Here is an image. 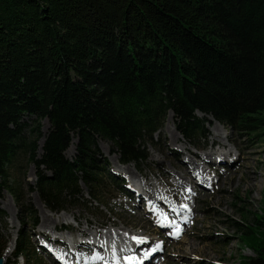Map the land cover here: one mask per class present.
Instances as JSON below:
<instances>
[{"label":"trees","instance_id":"16d2710c","mask_svg":"<svg viewBox=\"0 0 264 264\" xmlns=\"http://www.w3.org/2000/svg\"><path fill=\"white\" fill-rule=\"evenodd\" d=\"M169 113L193 144L209 118L264 129V0H0V197L27 212L11 177L26 158L30 191L61 212L81 184L102 188L100 139L137 164ZM262 205L230 224L254 253L240 264H264ZM31 251L20 231L14 263L41 264Z\"/></svg>","mask_w":264,"mask_h":264},{"label":"rangeland","instance_id":"374dc122","mask_svg":"<svg viewBox=\"0 0 264 264\" xmlns=\"http://www.w3.org/2000/svg\"><path fill=\"white\" fill-rule=\"evenodd\" d=\"M214 121L209 118L204 123L205 135L195 141L196 144H193L191 140L183 138L175 129L172 115L169 113L162 126L153 135L152 141L144 145L145 159L137 164L120 163L119 155L112 148L111 143L100 139L98 150H96L98 155L95 159L98 160L101 170L99 172L103 175L105 183L102 180V188L95 186V189L90 191L91 197L87 187L81 184L82 196L66 199L65 209L61 212L51 211L41 202L35 191H30V187H33L36 182V168L33 163L28 164L26 158H23L19 171L17 173L11 171V177L17 183L19 198L22 199L21 203H24L27 212L20 210L19 205L15 203L8 192L5 191L0 197V207L6 213L5 219L0 222V230L5 240L4 245H0V257L6 247L11 248V245L14 244L15 248V239L22 231L29 239V246L32 249L29 256L40 261L41 264H55L54 260L46 256L47 253L42 252L40 246L43 239L44 241L46 239V235L42 236V231L49 234L53 232L51 229H42L39 226V223L43 222L42 208L48 215L55 217V224L77 226L76 231L73 232L76 242L81 240V236H84L79 234V229L85 227L88 233L97 232L98 228L114 229L115 227H111V222L118 227L125 228L126 232H142L140 235L143 239L149 237L148 240H150L153 237L155 239L152 245L159 244V247L156 246V250L160 252L154 258L155 264H240L244 257L254 256V253L241 243L238 233L230 224L232 221H241L243 218L240 213L242 212L253 220L254 213H258L259 209L263 207L264 129L261 128L257 133H239L224 125L227 131L222 130L218 139L225 142L226 147H231L232 150L216 160H212L209 164L202 163L197 157H204L206 150L214 149L217 152H227L224 151L226 148L217 145L218 142L211 144L210 130L214 126L220 127ZM40 129L42 133H46L48 122L43 120ZM172 134L177 141L170 140ZM42 142V140L38 142L37 153L39 154ZM75 144L76 139L74 138L64 151L66 157H74ZM183 147L188 148L189 152H185ZM224 160H228V163ZM160 162L163 163L162 169L158 168ZM185 162L197 163L205 171L202 173L201 179L199 175V180L194 178L197 176L196 174L190 175V179L185 180L184 185L187 186L189 194L182 199L180 197L181 189L174 188L176 182L181 180L179 171L174 168V164L182 165ZM166 172L173 174L174 177L167 178L165 182H157L156 179L162 178ZM110 173L114 176V180ZM145 176L152 181L157 191L147 190L143 196L148 194L153 199L157 198L158 192L162 193L161 199L157 198L160 205H149L153 209V214L146 213V208L140 204L143 209L142 207H133L136 197L131 194L130 187L139 186L140 188L142 184L146 185ZM199 181L203 182L198 183ZM192 183L194 187L191 188ZM166 191L179 196L177 199H180L181 202H177L175 205H183L189 208L188 211H191L188 217L186 213L183 214L188 222L187 230H182V222L177 223L175 218L168 217L170 214L163 205L170 202L171 197ZM129 194L133 199L129 197ZM141 199L143 198L141 197ZM176 207L171 206L173 210L171 213L175 211L176 214ZM29 208L35 210L37 223L33 221V210L28 212ZM159 211L169 218L168 225L163 230H160L161 226L166 224L162 222L164 218ZM60 213H64L65 216H59ZM73 214L79 215L77 222L72 220ZM85 219L92 221V225ZM85 222L90 227H87ZM177 228L180 229L179 238L175 233ZM67 235L69 236V232L59 234L60 237ZM46 244L50 246L49 242ZM141 247L140 251L143 252L152 246L146 242ZM14 248L10 249L7 261H5L7 264H15L12 255ZM17 264H27V262L19 257Z\"/></svg>","mask_w":264,"mask_h":264},{"label":"bare ground","instance_id":"6f19581e","mask_svg":"<svg viewBox=\"0 0 264 264\" xmlns=\"http://www.w3.org/2000/svg\"><path fill=\"white\" fill-rule=\"evenodd\" d=\"M214 120V119H213ZM216 124H218L220 128L218 126H214L211 130H210V137H211V144L213 145L214 142H218V146L219 147H223L227 152H217L214 149H210V150H206L204 151V157H197L200 161H202V163H206L209 164L212 162V160H216L217 158H219L221 155H225L226 153L230 152L232 150L231 147L227 148L225 142H222L221 140L219 141V136L222 133V130H224L225 132L227 131V128L222 125L221 123L217 122L216 120L214 121ZM217 128V129H215ZM165 139V138H163ZM228 139V138H226ZM170 140L172 142L177 141L176 137L174 136V134H172L170 136ZM185 152H189V149L186 147H183ZM188 149V150H187ZM185 161V160H184ZM226 163H228V160H224ZM188 164H190L188 167H186ZM185 165V166H183ZM174 168H176L179 171V175L181 177V180L176 182L174 188H179L181 189V195L180 197H182V199L187 196L189 194V190L187 188V186L184 185L185 180H189L190 179V175L192 174H196L197 176L194 177L196 179L199 180V175H200V179H201V175L202 173L205 171V169L203 167H201L199 164L197 163H190V162H185L184 164H178L175 165L174 164ZM163 167V163L160 162L158 164V168L162 169ZM137 168V167H136ZM173 168V169H174ZM174 177L173 174L166 172L165 175L162 178H157V182H165V180H167V178H171ZM145 181H146V185H143L139 188V186L137 185L138 183H136V185L138 187H134L132 186V188L130 187V191L131 194L135 195L136 197V203L133 204V207H140V205H142L144 208H146V213L149 214H153L152 208L149 205H160L158 203V199H161V192H158L156 194L157 198H151L150 196H148V194L145 196H143L144 193L147 192V190L149 191H157V189L154 187L152 181L147 178L145 176ZM195 182V180H194ZM197 182V181H196ZM203 181H199L198 183H202ZM135 185V186H136ZM184 185V186H183ZM193 183L191 184V188L194 187ZM192 191V190H191ZM166 193L171 197V201L168 203H165L163 205V207L165 208V210L170 214L168 215V217L170 218H175L177 223L182 222V230L185 231V229L187 230V220L185 219L186 216L188 217L191 214V211H188L189 208L185 207V206H181V205H175L179 200V202H181L180 199H177L179 196L176 194H170L166 191ZM131 194H129V197ZM141 197L143 199H141ZM133 199V197H132ZM186 199V198H185ZM190 199V198H189ZM187 200V199H186ZM140 204V205H139ZM141 206V207H142ZM162 206V205H161ZM171 206H177L176 207V214L175 211L174 213H171V211H173L171 209ZM140 207V208H141ZM142 207V209H143ZM42 208V207H41ZM192 209V208H191ZM160 215H162V217L164 218V221L162 220V222H164V224L166 225H162L160 230H163V228L165 226H167V220L169 219L166 215H163L161 212L159 211ZM186 213V216L184 217L183 214ZM65 216L64 213H60L59 216ZM42 216H43V222L40 224L39 226L42 229H51L53 232H51L52 234L46 233L45 231H42V236L46 235V239L44 241L43 239V243L40 245L42 252L47 253V257L51 258L52 260H54L53 262H55V264H70L71 261L78 260L79 264H107L103 259L101 258H109L110 257V253H109V248L110 247H116V249H120V245H127L130 248V251L128 252H124L121 251V256H126L127 254H130V257H135L137 260L142 261V264H155L154 258L155 256L159 255L156 250V246L155 243L152 245V242L155 238H151L150 240L149 237L146 239H143V237H141V233H131L126 232L125 228H121L116 226L113 222H111V227H115L113 228H106V229H100V236H98L97 238H93L92 236H90L87 232V229L81 228L79 229L80 235H84L81 236V240L77 241L75 240V237H73V231H76V227H72L69 226L68 224H65V226L63 224L61 225H57L55 224V217L52 215H48L46 210L44 208H42ZM75 221L79 218V215L73 214L72 215ZM77 217V218H75ZM181 217V219H180ZM52 218V220H51ZM193 218V216H192ZM85 221H89L87 219H85ZM77 222V221H76ZM90 225H92V221H89ZM160 224V223H158ZM85 225L87 227H90V225H87L85 222ZM51 227V228H49ZM186 227V228H185ZM59 228V229H58ZM84 230V231H83ZM98 230V229H97ZM48 231V230H47ZM83 231V232H82ZM62 232H69V236L67 235L66 237H60L59 234ZM88 235H87V234ZM176 233V232H175ZM90 234H94V232H91ZM88 236V237H87ZM101 237V238H100ZM133 237L135 238H139L140 240H142L143 242H138V240L133 239ZM104 238V240H103ZM179 238V237H178ZM67 241H70L72 243H67ZM46 242L50 243V246L46 244ZM146 242H149L151 244V248H147L145 251H140V248H142L141 246L144 245ZM186 242V241H184ZM159 245V244H158ZM8 246L6 247V249H4L3 253L1 254V257L3 258V261H7V258L9 256L10 253V249H12ZM132 247V249H131ZM10 248V249H9ZM190 248V247H189ZM12 251V250H11ZM140 251V252H139ZM145 253H148L149 255L145 256ZM119 264H128V260H123V259H119Z\"/></svg>","mask_w":264,"mask_h":264},{"label":"snow or ice","instance_id":"6c2138e0","mask_svg":"<svg viewBox=\"0 0 264 264\" xmlns=\"http://www.w3.org/2000/svg\"><path fill=\"white\" fill-rule=\"evenodd\" d=\"M179 232H180V229L177 228L176 229V235H177V237L179 236ZM133 239L138 240V242H143L139 238L133 237ZM157 247H159V245H157ZM147 255H149V254L148 253H145V256H147ZM127 259H128V264H142V261L137 260L135 257H128Z\"/></svg>","mask_w":264,"mask_h":264},{"label":"water","instance_id":"95a60500","mask_svg":"<svg viewBox=\"0 0 264 264\" xmlns=\"http://www.w3.org/2000/svg\"><path fill=\"white\" fill-rule=\"evenodd\" d=\"M42 141H43V139H41ZM4 262H3V258L2 257H0V264H3Z\"/></svg>","mask_w":264,"mask_h":264}]
</instances>
